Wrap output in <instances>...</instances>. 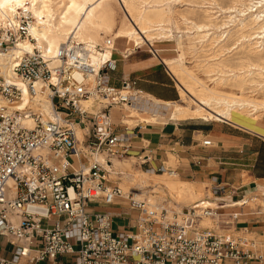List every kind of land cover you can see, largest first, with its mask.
<instances>
[{
    "label": "built area",
    "instance_id": "1",
    "mask_svg": "<svg viewBox=\"0 0 264 264\" xmlns=\"http://www.w3.org/2000/svg\"><path fill=\"white\" fill-rule=\"evenodd\" d=\"M32 25L29 12L0 25V264H264V251L240 223L241 209L233 211L248 198L227 201L222 183L181 207L156 201L153 190L150 202L125 195L109 180L95 156L111 167L112 158L128 156L132 138L114 133L109 112L137 111L148 99L135 80L112 85L109 38L95 47V61L77 42L48 58L35 46ZM21 42L32 44L31 52L16 55ZM149 172L175 174L163 166ZM117 199L138 213L133 232L113 233L109 215L87 213L89 205Z\"/></svg>",
    "mask_w": 264,
    "mask_h": 264
},
{
    "label": "bare ground",
    "instance_id": "2",
    "mask_svg": "<svg viewBox=\"0 0 264 264\" xmlns=\"http://www.w3.org/2000/svg\"><path fill=\"white\" fill-rule=\"evenodd\" d=\"M222 2L227 5L222 6ZM175 4L186 8L176 10ZM117 7L124 13L122 17L117 18ZM21 12H29L34 20L31 34L36 40L35 46L48 58L63 44L77 42L86 47L95 61V47L105 37L111 40L115 51H118L116 42L124 40L126 48L119 50L120 55L124 54L123 59L135 52L133 47L140 49L145 45L154 53V41H173L177 57L160 60L178 91L179 101L165 103L173 121L196 119L231 124L232 113L253 119L264 115V0H0V25L15 23ZM178 25H182L183 30ZM32 48V44L21 42L14 53L31 52ZM186 56L193 59L192 67L186 65ZM108 57L109 52H106L105 58ZM2 103L0 101V106ZM128 115L132 119L124 122L148 118L135 111ZM81 134L77 128L79 139ZM95 159L104 165L109 180L125 195L133 191L137 199H144L148 196L147 189L159 187L164 192L167 187L162 184L134 187L133 183L139 182L136 178H127L118 172L124 163H129L127 160L112 158V166L108 167L103 155ZM111 175L116 179L110 178ZM177 182L181 186V190L174 193L177 199L179 194L178 203L187 204L197 198L191 184ZM12 185L10 180L7 186ZM152 198L147 199L150 202ZM162 199L158 197L156 201ZM251 204H259L264 213V198L251 197L245 206Z\"/></svg>",
    "mask_w": 264,
    "mask_h": 264
},
{
    "label": "crops",
    "instance_id": "3",
    "mask_svg": "<svg viewBox=\"0 0 264 264\" xmlns=\"http://www.w3.org/2000/svg\"><path fill=\"white\" fill-rule=\"evenodd\" d=\"M120 52L116 51L113 54L116 70L110 74L112 85L118 88L123 79L135 80L136 87L143 92L148 101L140 102L137 111L122 108L110 110L114 133L132 135L128 143V156L123 159H113L128 162L134 160V165H131L135 171L153 174L154 177L168 174L149 172L163 166L175 172L171 177L191 184L195 192H198L196 186L200 185H205L204 190L207 192L214 181H218L229 189L231 197L229 196L227 201L236 202L242 195L246 198L251 192L264 194L263 118L254 125L235 122L203 124L197 122L199 120L173 121L169 117L170 108L165 106V103L176 102L179 96L177 89L173 86L174 80L160 61L162 58H169L165 56V50H159L157 57L147 52L149 56L144 61L130 58L136 52L122 59ZM117 53L118 58L115 59L114 56ZM118 64H120L119 69ZM153 100L164 104H157ZM131 111L148 118L142 121L134 118L132 120L134 126L128 128L132 124L124 120L132 119L128 115ZM205 140L211 142V147L202 146L201 143ZM146 157H149V160L144 165H140ZM170 157L176 161L177 165L174 169L168 166ZM254 196L257 197V195ZM174 204L179 206L176 202ZM239 209L243 213L240 223L248 228L250 237L251 224L248 221L249 215L245 212V209L249 207H236L233 211H239ZM87 210L90 215H109L113 233L133 232L138 218V213L130 210L127 202L121 199H117L109 206L89 205ZM134 213L135 216H133ZM260 215L259 212L251 213V216Z\"/></svg>",
    "mask_w": 264,
    "mask_h": 264
},
{
    "label": "rangeland",
    "instance_id": "4",
    "mask_svg": "<svg viewBox=\"0 0 264 264\" xmlns=\"http://www.w3.org/2000/svg\"><path fill=\"white\" fill-rule=\"evenodd\" d=\"M224 4L227 5V3H225V2H222L221 3L222 6H225ZM174 7H175L176 10H182L183 8L184 9L186 8L185 6L183 7L182 4H177V5L175 4ZM116 11H117V18L123 16L124 13L122 12V10L119 7L116 8ZM32 21L34 22L33 19H32ZM178 28L179 29L181 28V30H183V26L182 25H178ZM106 38H108V37H105L104 39H106ZM121 42H123V43H121ZM154 42L155 43H154V45H153L152 48L154 50H157V51H159V50L164 51L165 50V56L167 55L169 57V58H163V59H171V58L177 57V53L175 52L176 45H175V43L173 41H171V42L154 41ZM115 45H116V49L118 51L119 50L122 51L123 49L126 48V44H125L124 40L117 41ZM130 48H132V47H130ZM133 49L136 52V54L133 55V56H131L130 57L131 59H137V60H143V61L146 60V59H148V56L149 55H148L147 52H150V48L149 47L143 45L142 48H140V49H137L136 47H133ZM160 55H162V53H160ZM230 55H232V54H230ZM232 57H235V56H232ZM114 58L115 59L118 58V54H116L114 56ZM186 61H187L186 62L187 63L186 65L188 67H192L194 65L192 63L193 59L190 56H188V57L186 56ZM119 67H120V64L117 65V68L118 69H119ZM198 75L202 79H204V77H203V75L201 73H198ZM173 86L176 88L175 81H173ZM253 95H255V94H253ZM177 101H179V100H177ZM181 104L182 105H186L187 103H181ZM259 115H262V113H259ZM256 116L258 117V115H256ZM262 118L264 119V115H263V117L261 116L260 119L259 118H254L255 119L254 120L251 117H247V116L242 115V114H239V113H232V122L240 123V124L242 123V124H245V125H254L255 122L257 123V121L259 123V121ZM197 122H200V123H203V124H207V123H211L213 121L204 122L202 120H199ZM127 123L128 124H132L130 122H127ZM133 126H134V124L130 125L128 128H132ZM131 162L124 163L123 166H121L119 168V171L118 172L124 174V176L127 177V178H131V177H132V179L133 178L134 179L136 178L137 181H139V182L133 183L134 184V187L135 186L138 187V188H142V187H145V186H151L152 187L153 184L166 185L167 187H166V189L163 190L164 192H162V190L159 187H156V188H153V189H147V191L155 190L154 192L157 195H152V196L161 197V198H163L162 200H165L166 199L169 202H176V203H178L180 201L179 194H177L178 195V199H177V197L174 194L177 191L179 192V189L181 190V186L179 184H177L178 183L177 182L178 180H177L176 177L173 178V177L169 176L168 174H165L162 177H154V176H151V175L148 176V177L147 176H141V174L139 172L135 171L134 167L131 165V164L134 165V162L135 161L134 160H131ZM176 165H177L176 164V161L172 157H170V161H169V165L168 166L171 169H174L176 167ZM138 171H140V170H138ZM143 177H144V179H143ZM110 178L116 179L115 176H112V175L110 176ZM168 184H170V185H168ZM169 186H171L172 189ZM174 186H175V188H174ZM196 187H198V192H196L197 198L195 200H191L187 204L178 203L179 206H181V207H188V206H190V204H192V203L196 202L197 200H199V199H201V198H203V197L206 196V191L204 190L205 185H200V186H196ZM192 188L194 189L193 186H192ZM194 191H195V189H194ZM260 193L261 192H259V193L251 192L250 194H248V196H246V198H248V199L245 202H249L251 200V197H254V195H257V198L258 199H263L264 198V195L263 194H260ZM147 198H150V196L148 195ZM162 200H160L159 202H161ZM258 205L251 204L250 206H247V207H249V209H245V212H247V214L249 215L248 221L251 224V227L249 229L250 237L256 242L257 248H259L260 250H263L264 251V213H262V209ZM253 212H259V213H261V215L260 216H251V213H253ZM87 213H89L88 210H87ZM135 215L136 214L134 213L133 216H135ZM249 223H248V225H249ZM51 224H53V223H51ZM3 243L4 242H2L1 245H3ZM7 249H9V248L7 247ZM2 250H3V248H0V253H2ZM62 262L64 264H73V263H75V260H71V259L67 260V259H64V260H62Z\"/></svg>",
    "mask_w": 264,
    "mask_h": 264
}]
</instances>
